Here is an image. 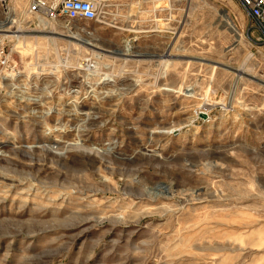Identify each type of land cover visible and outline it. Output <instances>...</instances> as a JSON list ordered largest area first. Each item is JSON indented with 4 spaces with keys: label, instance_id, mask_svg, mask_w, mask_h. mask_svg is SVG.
Listing matches in <instances>:
<instances>
[{
    "label": "rangeland",
    "instance_id": "obj_1",
    "mask_svg": "<svg viewBox=\"0 0 264 264\" xmlns=\"http://www.w3.org/2000/svg\"><path fill=\"white\" fill-rule=\"evenodd\" d=\"M87 1L97 21L0 7V264H264V46L240 5Z\"/></svg>",
    "mask_w": 264,
    "mask_h": 264
},
{
    "label": "built area",
    "instance_id": "obj_2",
    "mask_svg": "<svg viewBox=\"0 0 264 264\" xmlns=\"http://www.w3.org/2000/svg\"><path fill=\"white\" fill-rule=\"evenodd\" d=\"M127 1V0H126ZM156 0H139L145 4H153ZM171 1V0H168ZM186 1V0H181ZM249 19V38L264 46V0H235ZM10 0H0V7L8 11ZM101 11L98 1L87 0H27L24 14L36 16L49 21L61 18L68 21H97ZM6 61H3L4 64Z\"/></svg>",
    "mask_w": 264,
    "mask_h": 264
},
{
    "label": "bare ground",
    "instance_id": "obj_3",
    "mask_svg": "<svg viewBox=\"0 0 264 264\" xmlns=\"http://www.w3.org/2000/svg\"><path fill=\"white\" fill-rule=\"evenodd\" d=\"M157 1H160V0H156V1H154V3L153 4H155V2H157ZM190 1H192V0H190ZM103 22V21H102ZM224 24H225V26L226 27H228V28H232V22L229 20V19H225L224 20ZM143 31V30H142ZM152 31V30H151ZM157 31V30H156ZM158 31H160V30H158ZM141 32V31H140ZM239 35V34H238ZM87 42V44H89V45H92L91 44V42L90 41H86ZM62 62V61H61Z\"/></svg>",
    "mask_w": 264,
    "mask_h": 264
},
{
    "label": "water",
    "instance_id": "obj_4",
    "mask_svg": "<svg viewBox=\"0 0 264 264\" xmlns=\"http://www.w3.org/2000/svg\"><path fill=\"white\" fill-rule=\"evenodd\" d=\"M203 116V115H202Z\"/></svg>",
    "mask_w": 264,
    "mask_h": 264
}]
</instances>
